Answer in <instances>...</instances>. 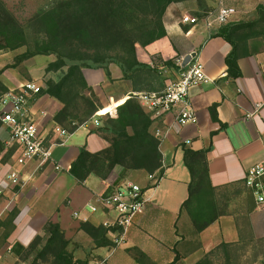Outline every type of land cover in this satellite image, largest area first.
I'll use <instances>...</instances> for the list:
<instances>
[{"label":"crops","instance_id":"1","mask_svg":"<svg viewBox=\"0 0 264 264\" xmlns=\"http://www.w3.org/2000/svg\"><path fill=\"white\" fill-rule=\"evenodd\" d=\"M222 2L236 9L230 22L256 19L257 6L264 4V0ZM208 5V13H214L218 3L216 0H208ZM196 12L194 1L171 3L163 16L165 36L145 47L136 46L138 62L153 68L164 79L159 87L149 89L141 86L135 91L131 81L123 79L121 70L114 64L108 65L106 69L82 70L85 80L104 109H110L127 99L132 92L161 91L167 78L164 70L167 69L168 76H175V60L189 53H195L209 78V81L200 83L189 91L188 101L197 117L195 123L180 125L174 114H167L153 121L151 132L154 134L158 128L162 130V137L158 139L163 174L157 185L148 190L150 201L144 211L134 218L123 242L111 250L100 251L105 264H138L129 254V250L133 248L140 250L155 264L173 261L172 248L179 240L175 226L177 223L178 226L187 223L186 216L179 214L180 206L188 194L187 184L190 178L183 162V146L193 150L208 148L209 179L216 187L243 181L250 167L264 162V38L255 37L248 41L245 49L248 54L237 60L240 75L230 79L227 77L225 57L230 53L231 45L216 36L219 26L208 27L204 21L207 14L202 18L198 17L196 25L180 22L181 15L197 16ZM2 55L1 53L0 56ZM31 60L23 62L22 66L29 64ZM165 61H170L171 64L165 65ZM8 63L0 66V69ZM28 80L35 82L28 76L22 77L17 67L5 68L0 74V82L8 90L16 89ZM107 103L111 104L105 106ZM213 105L218 121L211 118L210 108ZM59 107L58 101L46 95L34 94L28 99L27 119L39 122L44 125L42 128L49 129L54 125L52 117ZM99 125L89 121L68 134L62 145L53 146L52 161L42 166L34 160L18 166L15 163V147L5 143L6 129L0 125V143L3 145V150L0 151V220L14 207L18 209L7 246L11 248L15 242L27 246L34 236L44 235V226L48 220L57 223L65 234L74 227L77 235H81L82 231H77L79 220L71 217L74 211L80 212L95 225L113 217L112 214L103 212L90 214L85 207L97 195L113 192L123 181L116 182L119 168L111 170L106 179L90 175L83 183H78L68 173L81 147L97 152L108 146L107 133L99 131ZM10 149L13 150L12 154L4 156ZM55 165L60 168L55 169ZM14 169L19 170L20 181L16 185L8 178ZM67 177L72 178L74 183L70 185V190L57 197L65 188ZM126 177L143 186L151 183L147 174L141 170L129 171ZM242 226L246 230L251 229L255 237L264 236V205L255 203V208L247 216V223L243 222ZM198 238L200 249L187 256L184 264H194L204 253L220 243L238 241L235 216H220L202 230ZM3 252L0 251V259Z\"/></svg>","mask_w":264,"mask_h":264},{"label":"trees","instance_id":"2","mask_svg":"<svg viewBox=\"0 0 264 264\" xmlns=\"http://www.w3.org/2000/svg\"><path fill=\"white\" fill-rule=\"evenodd\" d=\"M185 1L189 0H59L38 10L25 24H21L0 1V51L25 46V50L14 57L11 66L36 55L54 56V60L47 63L45 72L59 73V77L46 79L38 94L60 103L52 121L70 134L89 122L102 108L82 69H106L114 64L121 70L122 78L131 81L135 91L141 86L154 89L163 83L164 79L153 68L138 62L136 46L145 47L164 37L166 8L171 3ZM190 1L196 3L197 17L210 11L208 0ZM216 36L231 45L225 64L227 77L235 79L240 75L237 60L248 54L245 51L248 41L255 37L264 38V4L257 6L256 19L228 22L219 26ZM163 63L171 64L170 61ZM3 70L0 69V74ZM7 91L8 88L0 82V96ZM115 106L100 110L101 113L111 112V117L99 119V131L107 133L108 146L97 152L81 147L68 169L69 175L83 183L90 175L106 179L111 170L119 168L117 183L132 170L154 175L158 183L163 174L162 157L160 141L151 132L153 120L150 114L133 97ZM210 113L213 121H218L215 105L210 108ZM207 149L182 147L183 162L190 178L188 194L179 214L186 216L187 223L175 226L179 240L172 248L173 261L168 264H182L187 256L199 250V233L223 215L235 216L238 241L220 243L194 264H234V250L254 238L251 229L242 226L255 208L251 190L244 180L213 186L209 179ZM12 152L10 149L4 156H10ZM17 214L18 209L14 207L0 220V246L14 229ZM77 231L86 234L95 249L115 248L111 234L118 232L116 227L79 221ZM77 246L78 243L66 238L57 223L48 222L44 226V235L34 236L27 246L15 242L11 249L29 264H88V257L80 259L76 256ZM129 254L138 264H155L136 248L129 250ZM219 255L221 263L215 261Z\"/></svg>","mask_w":264,"mask_h":264},{"label":"built area","instance_id":"3","mask_svg":"<svg viewBox=\"0 0 264 264\" xmlns=\"http://www.w3.org/2000/svg\"><path fill=\"white\" fill-rule=\"evenodd\" d=\"M216 1L218 3L216 11L207 13L204 19L208 27L224 25L230 22L236 14L235 7L224 5L222 0ZM180 22L196 25L199 18L183 14ZM175 64L177 67L175 76H168L167 69L164 70L167 78L161 91L132 92L128 98L136 99L144 111L150 114L153 121L167 114H174L180 125L195 123L197 117L188 101L189 91L192 87L209 81V78L204 73L202 63L195 56L191 57L187 64H183L182 57L177 58ZM40 90L41 86L36 82L26 81L18 88L8 90L0 96V123L7 133L5 143L15 147V163L18 166H23L33 160L37 161L39 166L51 162L53 146L62 145L63 139L69 134L59 125L54 124L49 129H44L43 124L27 119L28 99L38 94ZM113 109L116 111V106ZM100 110L96 111L90 120L95 125H99V119L102 116L109 114L111 117L110 111L101 113ZM154 135L161 138L162 130L156 129ZM59 168L55 165V169ZM147 177L151 182L149 186H143L130 179L123 180L113 192L97 195L92 201L86 203L85 209L90 214L103 212L113 215L110 219H105L102 225L118 229V232L111 234L115 248L123 242L134 218L144 211L150 201L148 190L157 185V179L154 175H147ZM8 178L12 184H18L19 170L11 171ZM244 182L251 190L256 205H264V162L250 167L244 176ZM73 218L88 221V218L78 211L73 212ZM88 264H105V259H95Z\"/></svg>","mask_w":264,"mask_h":264},{"label":"rangeland","instance_id":"4","mask_svg":"<svg viewBox=\"0 0 264 264\" xmlns=\"http://www.w3.org/2000/svg\"><path fill=\"white\" fill-rule=\"evenodd\" d=\"M0 1H2V3L7 8V10L21 24H25L31 17H33L37 13L38 10L48 8L59 0H0ZM24 50H25V46H20L14 50L0 51V54L1 53L3 54L2 56H0V66L9 62L8 65H5L3 67L4 69L7 66L11 68L17 67V70L19 71L20 75H22V77L28 76L32 78L33 80H35V82L37 83L39 82L40 84L39 83L38 84L41 86V88L44 86V81L46 79L48 78L57 79L59 77V73H53V72L46 73L45 72V67L47 63L54 60V56L50 54L49 55H36L27 60L22 61L16 66H11L14 63V57L22 53ZM12 52L14 53L11 56L10 54ZM5 53H8V54H5ZM30 59L32 60L30 61V63L28 62L29 64H25L24 66H22L23 62H26ZM103 65H106V64L103 62ZM84 69H88V68H84ZM28 81H31V80H28ZM108 104H111V103H107L105 104V106H107ZM104 116L110 117L109 114H106ZM127 179L129 178L125 177L123 180H127ZM72 183H74L72 178L67 177V183L65 185V188H63V190H61L58 193L57 197L61 196L63 192H67L68 190H70V185ZM100 195H103V194H100ZM71 217L73 218V215H71ZM48 222H54V221L48 220ZM70 229H71L70 231L64 234L66 238L70 239L72 242L78 243V246L75 252L78 258L82 259L84 257H88L89 260L92 261L95 259H100V257H103L100 254V251H104V250L93 248L91 239L86 234L82 232L81 235H77V232L74 227H71ZM1 232L2 231L0 229V234ZM7 240L0 246V251L1 252L4 251L0 259V262H2L3 264H29V261H23L22 259L18 258L17 255H15L13 250L9 246H7V243H8ZM71 247H73V245H71ZM234 258H233L235 262L234 264H264V236H261V237L254 236L253 240L246 241L242 248L236 251L234 250ZM215 261L221 263L222 257L219 255L218 257L215 258ZM182 264H184V262Z\"/></svg>","mask_w":264,"mask_h":264},{"label":"water","instance_id":"5","mask_svg":"<svg viewBox=\"0 0 264 264\" xmlns=\"http://www.w3.org/2000/svg\"><path fill=\"white\" fill-rule=\"evenodd\" d=\"M195 53H189L187 55H185L183 57V64H187L189 62V60L191 59V57H194Z\"/></svg>","mask_w":264,"mask_h":264}]
</instances>
